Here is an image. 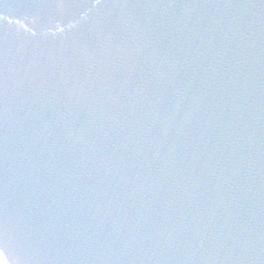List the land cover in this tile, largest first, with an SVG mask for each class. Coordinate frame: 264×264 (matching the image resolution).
I'll list each match as a JSON object with an SVG mask.
<instances>
[{"label":"water","instance_id":"1","mask_svg":"<svg viewBox=\"0 0 264 264\" xmlns=\"http://www.w3.org/2000/svg\"><path fill=\"white\" fill-rule=\"evenodd\" d=\"M5 264H264V0H0Z\"/></svg>","mask_w":264,"mask_h":264},{"label":"snow or ice","instance_id":"2","mask_svg":"<svg viewBox=\"0 0 264 264\" xmlns=\"http://www.w3.org/2000/svg\"><path fill=\"white\" fill-rule=\"evenodd\" d=\"M0 264H5V261L3 259H0Z\"/></svg>","mask_w":264,"mask_h":264},{"label":"bare ground","instance_id":"3","mask_svg":"<svg viewBox=\"0 0 264 264\" xmlns=\"http://www.w3.org/2000/svg\"><path fill=\"white\" fill-rule=\"evenodd\" d=\"M0 259H3V258L1 257V255H0Z\"/></svg>","mask_w":264,"mask_h":264}]
</instances>
